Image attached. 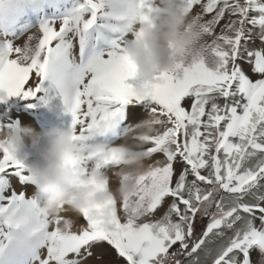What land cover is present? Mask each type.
<instances>
[{
  "label": "snow or ice",
  "instance_id": "snow-or-ice-1",
  "mask_svg": "<svg viewBox=\"0 0 264 264\" xmlns=\"http://www.w3.org/2000/svg\"><path fill=\"white\" fill-rule=\"evenodd\" d=\"M151 3L78 0L23 46L2 41L13 55L0 60V101L48 104L52 97L39 94L50 80L87 142L108 131L123 105L151 98L160 127L144 150L164 160H145L136 207L113 202L107 219L87 209L48 217L12 183L29 181L26 166L0 145V256L18 232H39L46 254L35 256L36 264H253V250L264 264V0H183L202 39L161 74L162 83L140 92L129 83L137 76L124 45ZM257 40L262 47H254ZM22 49L29 56L20 60ZM66 217L72 223L62 228Z\"/></svg>",
  "mask_w": 264,
  "mask_h": 264
},
{
  "label": "clouds",
  "instance_id": "clouds-1",
  "mask_svg": "<svg viewBox=\"0 0 264 264\" xmlns=\"http://www.w3.org/2000/svg\"><path fill=\"white\" fill-rule=\"evenodd\" d=\"M143 16L125 42L124 55L135 66L140 81L137 91L147 92L163 82L162 73L173 71L186 59V52L196 46L202 34L186 15L183 0H152ZM12 55L0 41V60ZM27 56L29 52L22 49L17 59ZM158 131L151 118L122 133L121 143L110 144L103 140L85 142L73 127L57 126L38 132L30 126H19L0 131V145L15 155L25 147L35 154L27 165V176L42 196L43 214L57 217L71 212L79 216L87 209L97 218L107 219L113 202L132 201L130 209L138 206L134 197L140 191L139 178L148 171L144 148ZM89 158L84 166L82 162ZM108 161H115V166L104 168ZM113 177L118 181L115 188ZM71 223L66 217L61 227Z\"/></svg>",
  "mask_w": 264,
  "mask_h": 264
},
{
  "label": "rangeland",
  "instance_id": "rangeland-1",
  "mask_svg": "<svg viewBox=\"0 0 264 264\" xmlns=\"http://www.w3.org/2000/svg\"><path fill=\"white\" fill-rule=\"evenodd\" d=\"M27 1L28 0H21L19 1V4H17L15 0L10 1V2H3V3L0 1V41L7 40L8 42L14 43L15 45L23 46V44L27 41V37L29 35H34L36 37H39L41 35L39 28H40V25L44 21L59 19L63 17L78 2V0H61V1L60 0H44L42 7L41 8L37 7L36 11H33V8H32L33 6L27 3ZM206 1L207 0H204V2ZM194 11L199 12L200 6L195 7ZM211 15L212 14H206L205 19H210ZM55 26L58 30L59 22H57ZM219 31L220 29L219 27H217L216 33L219 34ZM206 39H208L209 42L211 40L210 37ZM34 42L35 41H33V43ZM254 47L258 48V47H262V45H260L259 41L257 40ZM139 82L140 81L138 77L129 79V83L133 84L134 86L138 85ZM32 83H34V79L29 81V84H32ZM44 83H46V80ZM44 93L45 92H43V94ZM47 96L53 97V95L51 94ZM57 96L59 95L55 94V97ZM18 97L19 96L9 97L6 101L7 103L10 100L15 101ZM6 101H3V102H6ZM34 101L36 100L25 99L20 96L16 104H14L15 102L11 103V111L13 109V106L16 107V111L12 114V117L10 118H7V119L6 117L0 118V122L2 125L4 123L7 124V126H3L2 131L7 128L15 129L16 127L24 126L26 117H30L32 115H34L35 117H40L41 112H42V109L40 107H38V110H37V109L30 108L29 106L25 104V103H28L30 105H33ZM143 102H146V103H143ZM152 103L153 102L151 101V98H146L142 102L140 101L139 103L129 105L127 107L128 110L125 113L118 114L113 124L110 126L108 131L104 133L102 137H94L93 139L103 140L104 142H106L107 140L111 139L115 135L117 130L121 129L122 133H124L133 126V123L137 125L142 121L151 119L153 116ZM146 104L149 105V107H146ZM127 105L128 104H125L124 107ZM186 107H190V105H186ZM141 109L145 111V116L140 113ZM122 111H124V109H122ZM40 119L41 120H39V126L40 127L42 126L43 129H48L49 126L46 125V123H48L47 121L50 119L47 117H43ZM125 124H127L128 127L125 126ZM58 126L59 127L65 126L64 119L63 121L59 120ZM157 127L159 128L160 126H157ZM115 144H119V143H115ZM25 156L26 157L23 159L25 161H29V160L31 161V159L35 158V154L31 153L30 148L27 149ZM150 158H155L161 161L164 160V156L161 153L153 154V156ZM150 158H147V159H150ZM23 171L27 174L26 169H23ZM12 183L15 184L19 190H23L25 192L26 197L35 201L36 204L39 207H41L42 202H40V198L42 196L37 191L36 187L30 181H27L24 185H20L19 179L18 177H16V179ZM4 187L5 186H3L0 189V193L3 192ZM166 204H167V201L165 202V206ZM162 211L163 209H160L159 211H157L156 216L153 218H158L161 215ZM79 223L85 224L86 221L80 218ZM32 235H35V234H32ZM32 235H25V234L18 232L17 239H14L8 245V248L5 250L4 256H0V264H2L7 254H10L11 252L14 253L17 251V248H15L16 243L19 245L20 242L28 240V237ZM36 250L38 252H41L42 255L46 254V249L43 250L39 248L38 243H37ZM107 251L110 253L111 256L115 255L114 250L108 248ZM251 256L253 258L252 260L253 264H257V261L260 259L259 252L257 250H253ZM1 257L3 258L1 259ZM84 264H103V261L100 258H97V260L94 262L90 258L88 261H85ZM121 264H123L122 261H121Z\"/></svg>",
  "mask_w": 264,
  "mask_h": 264
},
{
  "label": "bare ground",
  "instance_id": "bare-ground-1",
  "mask_svg": "<svg viewBox=\"0 0 264 264\" xmlns=\"http://www.w3.org/2000/svg\"><path fill=\"white\" fill-rule=\"evenodd\" d=\"M43 92L45 93L43 94ZM49 94L53 95V98L50 99L49 103L46 104V107L43 108L41 112V116L35 117L34 115H32L30 117H26L24 126H30L34 128L36 131L40 132V131L48 130L53 127H57L59 120L63 121L64 119L65 122L64 128L72 127V119H73L72 113L66 111L65 105L63 104L62 99L59 95V90L52 85L50 80H46V83H44V87L41 91V94L39 95L47 96ZM55 94H58L59 96L55 97ZM140 113L145 116V111L143 109L140 110ZM43 117H47L50 119L47 121L48 123H46V125L49 126L48 129H43L42 126L41 127L39 126V120H41L40 118ZM134 125L136 124L133 123V126ZM125 126H127V124H125ZM121 134H122V130L119 129L117 131V136L113 139L107 140L106 142L110 144L121 143L122 142ZM91 141H95V140L92 139ZM31 153L33 152L31 151ZM155 160L158 159L155 158L146 159V163H152ZM40 202H42V197L40 198ZM42 241H43V233L38 232L35 233V235L29 236L28 240L20 242L19 245L16 243L15 248H17V251L14 253L11 252L10 254H7L2 264H36L35 256L41 254V252H38L36 250L37 243L39 248L43 249ZM2 258L3 257H1V259Z\"/></svg>",
  "mask_w": 264,
  "mask_h": 264
},
{
  "label": "trees",
  "instance_id": "trees-1",
  "mask_svg": "<svg viewBox=\"0 0 264 264\" xmlns=\"http://www.w3.org/2000/svg\"><path fill=\"white\" fill-rule=\"evenodd\" d=\"M33 3H37L39 4L38 6H42L44 0H31ZM61 1V0H60ZM2 2H4V0H2ZM207 2V1H206ZM11 101V100H10ZM10 101L7 103L6 102H3V101H0V118H3V117H6L7 118H10L12 117V114L14 113L13 110L11 111V105H9ZM3 126H7L6 123H4L3 125L1 124L0 122V131H2L3 129ZM21 154H22V150L20 153H18L16 156L17 158H21ZM23 174L24 175H27L24 171H23ZM3 186H0V189L2 188ZM253 260V258H252Z\"/></svg>",
  "mask_w": 264,
  "mask_h": 264
}]
</instances>
